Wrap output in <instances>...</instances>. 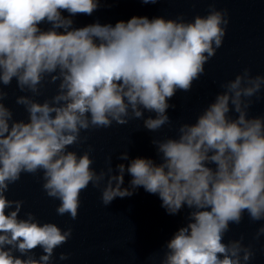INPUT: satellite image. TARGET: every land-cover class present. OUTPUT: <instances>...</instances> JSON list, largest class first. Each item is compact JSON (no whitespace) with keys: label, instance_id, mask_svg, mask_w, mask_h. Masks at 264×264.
Wrapping results in <instances>:
<instances>
[{"label":"clouds","instance_id":"9594fccd","mask_svg":"<svg viewBox=\"0 0 264 264\" xmlns=\"http://www.w3.org/2000/svg\"><path fill=\"white\" fill-rule=\"evenodd\" d=\"M101 6V0H0V82L15 79L31 93L16 97L28 119H15L0 87V264H56L55 249L72 236V227L41 222L33 212L21 217L23 200L6 194L22 172L41 170L43 188L60 201L57 212L73 219L90 183L103 185L105 205L143 186L169 214L186 206L187 222L166 241L159 264H249L255 251L244 236L224 237L245 212L264 220V114L248 115L264 73L245 67L222 82L194 122L181 123L175 136L153 138L158 159L123 152L128 163L116 165L118 173L110 156L107 170L97 172L90 150L69 148L87 139L82 130L133 117L150 131L170 125L171 98L205 72L224 42L228 10L212 3L193 19L136 14L76 26L77 14ZM57 80L55 95L36 98L45 81ZM145 110L154 115L145 118ZM125 172L131 187L123 186ZM255 235H264V224ZM68 255L61 252L60 259Z\"/></svg>","mask_w":264,"mask_h":264},{"label":"water","instance_id":"95a60500","mask_svg":"<svg viewBox=\"0 0 264 264\" xmlns=\"http://www.w3.org/2000/svg\"><path fill=\"white\" fill-rule=\"evenodd\" d=\"M212 3L217 8H226L229 13L224 42L206 62L205 72L193 81L191 89L178 90L171 98L175 105L167 110L171 124L150 131L144 127L142 118L133 117L125 124L113 122L109 127L82 130L81 137L87 139L69 146L81 154L90 150L92 167L97 172L107 170L110 156L111 167L118 173L116 165L128 163L121 157L123 152H128L129 159L137 155L158 159L153 138L175 136L181 123L194 122L216 93L223 90L222 82L233 79L245 67L250 68L253 75L264 73V0H157L155 4H145L143 0H101L102 6L91 15L79 13L74 17L76 26L97 19L102 23H115L136 14L176 17L183 13L185 19H193L196 14H207ZM58 83L59 80L45 81L36 98L43 101L55 95ZM0 87L8 92L4 102L13 110L14 118L28 119L27 110L16 102V97L31 93L22 92L15 79L8 85L0 82ZM252 100L248 115L264 114V89L260 90L259 98L253 96ZM148 115L154 114L145 110L144 117ZM130 179V174L125 172L124 187H131ZM102 187L90 183L82 190L75 219L68 213L61 215L57 212L60 201L43 188L42 170L22 172L20 178L9 185L6 194L9 199L23 200L21 217L33 212L41 222H55L62 228L72 227V236L55 249L56 264H159V258L166 250V241L187 222L190 210L185 206L178 214H169L162 207L159 196L145 191L143 186L132 195L117 196L105 205L101 199ZM261 224L264 220H252L245 212L242 221L231 224L224 237L227 241L244 236V243H250L255 251L249 264H264V235L259 240L255 235ZM33 251L38 258L43 250L37 247ZM61 252L69 254L66 260L60 259Z\"/></svg>","mask_w":264,"mask_h":264}]
</instances>
